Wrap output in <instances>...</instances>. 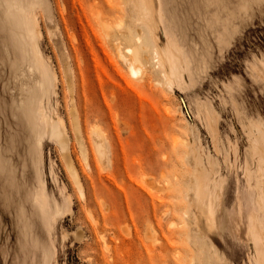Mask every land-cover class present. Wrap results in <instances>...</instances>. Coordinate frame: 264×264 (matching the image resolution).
Here are the masks:
<instances>
[{
    "label": "rangeland",
    "instance_id": "obj_1",
    "mask_svg": "<svg viewBox=\"0 0 264 264\" xmlns=\"http://www.w3.org/2000/svg\"><path fill=\"white\" fill-rule=\"evenodd\" d=\"M0 264H264V0H0Z\"/></svg>",
    "mask_w": 264,
    "mask_h": 264
},
{
    "label": "bare ground",
    "instance_id": "obj_2",
    "mask_svg": "<svg viewBox=\"0 0 264 264\" xmlns=\"http://www.w3.org/2000/svg\"><path fill=\"white\" fill-rule=\"evenodd\" d=\"M126 62L128 63L129 69L132 73H137L140 69L136 66L134 59L131 57L128 60L126 59ZM131 73V75H132Z\"/></svg>",
    "mask_w": 264,
    "mask_h": 264
}]
</instances>
